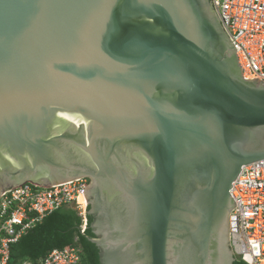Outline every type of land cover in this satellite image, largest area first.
Instances as JSON below:
<instances>
[{"label":"water","instance_id":"1","mask_svg":"<svg viewBox=\"0 0 264 264\" xmlns=\"http://www.w3.org/2000/svg\"><path fill=\"white\" fill-rule=\"evenodd\" d=\"M264 81L209 0H0V197L90 179L100 264H234Z\"/></svg>","mask_w":264,"mask_h":264},{"label":"built area","instance_id":"2","mask_svg":"<svg viewBox=\"0 0 264 264\" xmlns=\"http://www.w3.org/2000/svg\"><path fill=\"white\" fill-rule=\"evenodd\" d=\"M232 43L245 79L264 81V0H209ZM86 181L77 180L44 190L13 189L0 199V264H8L10 246L43 217L76 206L80 233L87 227ZM235 207L229 217L230 241L247 264H264V160L246 166L233 184ZM76 249L51 251L36 264H79ZM22 264H33L23 262Z\"/></svg>","mask_w":264,"mask_h":264},{"label":"trees","instance_id":"3","mask_svg":"<svg viewBox=\"0 0 264 264\" xmlns=\"http://www.w3.org/2000/svg\"><path fill=\"white\" fill-rule=\"evenodd\" d=\"M88 220L90 222L91 217ZM79 223V217L69 208L53 211L10 246L8 264H21L24 261L36 264L52 250L65 248L76 249L81 264H100L98 249L90 241L94 235L89 228L84 235L79 234ZM234 264L244 263L236 259Z\"/></svg>","mask_w":264,"mask_h":264},{"label":"clouds","instance_id":"4","mask_svg":"<svg viewBox=\"0 0 264 264\" xmlns=\"http://www.w3.org/2000/svg\"><path fill=\"white\" fill-rule=\"evenodd\" d=\"M79 180H85L86 181V189H87V187H88V185H89V183H88V179H86V178H81V179H79ZM74 182V181H73ZM24 186H29V187H31L32 189H34V190H44V189H48V188H44V187H38V186H34V185H31V184H25V185H22V186H20V187H18V188H22V187H24ZM18 188H15V189H18ZM13 190V189H12ZM4 194V193H3ZM3 194H2V196H3ZM2 196L0 197V199L2 198ZM85 198H86V191H85ZM86 202H87V209H86V218H87V227H86V230L89 228L90 229V223H91V221L89 222V220H88V218H89V215H88V212H89V202H88V200H87V198H86ZM63 207H66V208H69V209H71V210H73L76 214H77V216L79 217V219H80V223H79V225H78V227H77V230H78V232H79V234H81L80 233V230H79V226L81 225V217L79 216V214H78V211H77V208H76V206H71V205H66V206H63ZM60 208H62V207H60ZM59 209V208H58ZM57 210V209H56ZM55 211V210H54ZM46 216H48V215H46ZM45 216V217H46ZM45 217H43V218H45ZM42 218V219H43ZM41 219V220H42ZM92 220V219H91ZM86 230H85V232H86ZM85 232L83 233V234H81V235H84L85 234ZM18 242V241H17ZM16 242V243H17ZM231 242V241H230ZM15 244V243H14ZM13 245V244H12ZM231 248H232V246H231ZM66 249V248H65ZM55 250H60V249H55ZM61 250H63V249H61ZM53 251V250H52ZM232 251H233V249H232ZM233 254H234V257H235V260L236 259H238V260H240V261H242L239 257H237L236 255H235V253H234V251H233ZM8 261H9V259H8ZM24 262H28V261H24ZM30 262V261H29ZM244 264H247V263H245L244 261H242ZM23 263V262H22ZM21 263V264H22ZM79 264H81V260L79 261Z\"/></svg>","mask_w":264,"mask_h":264},{"label":"flooded vegetation","instance_id":"5","mask_svg":"<svg viewBox=\"0 0 264 264\" xmlns=\"http://www.w3.org/2000/svg\"><path fill=\"white\" fill-rule=\"evenodd\" d=\"M88 183L90 184V179H88Z\"/></svg>","mask_w":264,"mask_h":264}]
</instances>
